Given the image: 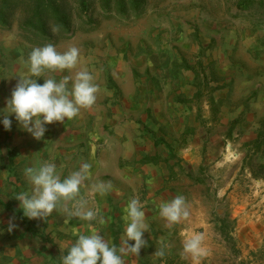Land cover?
Instances as JSON below:
<instances>
[{"label":"crops","instance_id":"obj_1","mask_svg":"<svg viewBox=\"0 0 264 264\" xmlns=\"http://www.w3.org/2000/svg\"><path fill=\"white\" fill-rule=\"evenodd\" d=\"M198 4L170 8L167 22L156 18L139 34L77 33L48 41L0 28V110L19 78L29 75L31 50L47 44L59 52L77 47L81 62L66 73L45 70L37 83L86 69L98 86L91 108L47 125L41 140L14 116L10 130L0 125V264H62L78 234L91 229L119 247L132 198L145 212L144 235H152L160 204L182 195L172 184L175 172L185 179L183 171L209 162L223 168L264 159L256 148L264 139V7ZM45 161L55 163L61 180L83 163L91 166L80 197L97 211L96 219L69 217L75 201L58 202L42 219L23 215L16 197L32 189L24 169ZM97 181L111 182L112 190L89 196ZM122 259L125 264L126 254Z\"/></svg>","mask_w":264,"mask_h":264},{"label":"rangeland","instance_id":"obj_2","mask_svg":"<svg viewBox=\"0 0 264 264\" xmlns=\"http://www.w3.org/2000/svg\"><path fill=\"white\" fill-rule=\"evenodd\" d=\"M89 1L83 11L79 0H57L71 15L70 34H139L143 28L149 29L156 18L167 22L170 8L177 10L189 2L196 8L199 5V0H143L138 11L119 13L118 0H112L111 9L104 7L103 0ZM224 1L234 7L237 2L249 0ZM254 5L262 7L264 0H252ZM24 19L21 11H15L9 17L10 28L28 33L22 27ZM142 20H147L143 27ZM50 32L56 38L62 34L54 24ZM256 148L264 151V139ZM187 172L183 171L185 179H177L175 172L172 184L185 197L189 216L177 223L159 217L157 231L143 237L151 244L134 256L126 253L125 264H264V159L257 155L248 163L223 168L209 162L203 169ZM195 232L202 233L205 249L197 260L183 251L185 238ZM122 237L117 236L120 244ZM161 251L163 255H159Z\"/></svg>","mask_w":264,"mask_h":264},{"label":"clouds","instance_id":"obj_3","mask_svg":"<svg viewBox=\"0 0 264 264\" xmlns=\"http://www.w3.org/2000/svg\"><path fill=\"white\" fill-rule=\"evenodd\" d=\"M81 62L77 47H69L64 52L56 50L52 44L35 47L31 50L26 63L29 75L19 78L16 86L6 101V108L0 110V125L7 131L11 129L14 116L36 140H41L46 126L54 122H64L76 117L82 108H91L96 101L98 86L93 83L92 74L80 70L75 76L56 75L44 78L37 83L45 70L53 73H66ZM35 77V79H33ZM90 165L83 163L79 171L71 173L61 180L55 163L45 161L35 167L24 169V175L32 185L31 192H21L16 199L20 203L23 215L28 219H42L57 208L60 201H75L69 217H77L84 221L97 218V211L89 206V201L80 197V189L89 178ZM111 182L97 181L90 185L89 196H104L112 190ZM124 235L119 247L109 245L104 237L95 229L80 233L60 259L62 264H124L122 256L128 252L139 254L146 246L144 234L148 232L145 223V212L138 198H132L124 209ZM160 216L169 223H177L189 216L188 207L183 195H176L170 201L163 202L159 208ZM103 223V219L100 220ZM14 225L9 224L11 231ZM202 233L195 232L183 242L184 253L197 260L205 254ZM163 255V251L159 253Z\"/></svg>","mask_w":264,"mask_h":264},{"label":"trees","instance_id":"obj_4","mask_svg":"<svg viewBox=\"0 0 264 264\" xmlns=\"http://www.w3.org/2000/svg\"><path fill=\"white\" fill-rule=\"evenodd\" d=\"M103 2L105 8L111 9L112 0H103ZM89 3V0H79L83 11L88 8ZM142 4L143 0H118L116 5L119 13H126L130 9L138 11ZM254 6H252V0H249L240 3L239 9L249 10ZM15 11H21L24 14L25 19L22 27L29 34L44 37L48 41L73 35L70 34L72 32L71 15L63 5L57 3V0H0L1 29L10 28L9 17ZM51 24L56 25L62 32L57 38L50 32Z\"/></svg>","mask_w":264,"mask_h":264}]
</instances>
